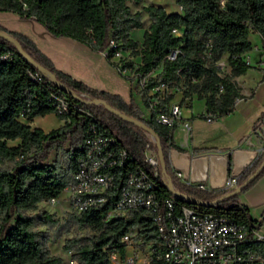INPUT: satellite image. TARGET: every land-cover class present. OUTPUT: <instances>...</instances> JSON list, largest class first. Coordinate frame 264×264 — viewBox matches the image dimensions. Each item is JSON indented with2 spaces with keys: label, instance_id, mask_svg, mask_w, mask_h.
Instances as JSON below:
<instances>
[{
  "label": "trees",
  "instance_id": "1",
  "mask_svg": "<svg viewBox=\"0 0 264 264\" xmlns=\"http://www.w3.org/2000/svg\"><path fill=\"white\" fill-rule=\"evenodd\" d=\"M127 1L135 4L139 0H0V10L33 20L54 36L79 40L94 51H103L108 39H113L117 49L138 57L133 66L123 57L120 63L132 72L130 77L123 74L129 81L134 79L136 82L146 75L138 90L145 107L152 96L157 97L156 110L168 106L170 94L167 92L158 96L157 92L148 94L153 84L164 82L175 90L180 86L181 97L194 94L203 98L205 112L216 116L228 112L234 98L239 96L232 76L250 67L243 56L251 47L248 33L256 32L264 48V0H174L179 11H165L161 5L146 4L143 10L149 20L140 41L129 36L132 28L141 26V20L138 11L129 10ZM171 28L180 33L173 34ZM0 29L15 37L24 52L73 93L85 92L89 97L103 99L118 113L135 117L152 129L159 141L164 173L171 174L166 141L172 127L155 122L154 110L147 108L145 116L131 97L125 101L118 94L89 87L71 78L55 68L26 35L1 26ZM170 50L176 52L173 58L167 59ZM3 51H8L11 57L0 59V264H61L60 257L48 254L44 245L45 233L35 227L36 224L51 225L55 219L45 211H27L33 210L38 201L57 196L70 180L81 153L77 143L89 122L105 127L124 148L128 168L134 165L147 167L141 159L146 136L136 123L100 104L88 103L82 97L59 89L44 73L23 59L11 42L0 36V53ZM112 51L107 49L105 57L116 67L109 60ZM224 53L229 72L221 74L216 61ZM155 68H158L156 73L149 75ZM28 71H37L40 80L31 79ZM49 92L66 98V111L53 112ZM47 112H52L60 120L57 126L43 131L30 125L35 115ZM255 129H259V124ZM262 134L263 130H260L259 135ZM8 140L15 142L8 144ZM169 146L181 149L171 143ZM51 150L56 155L52 162H48L46 158ZM263 155L264 148L241 171L237 183L253 172ZM226 163L228 166V157ZM262 172L264 164L248 183ZM174 185L178 191L199 199H211L227 192L222 189L207 191L181 182ZM154 192L173 195L177 205L185 203L170 192L161 177ZM106 207L107 202H104L95 208L69 212L65 218V221L71 220L91 231L85 236L69 238L63 244L64 248H72V255L80 264H107L102 247L122 252L119 236L129 226L141 225L140 231L150 228L148 218L141 216L139 211L115 214L104 220ZM200 208L224 213L237 221L260 223L259 219L249 217L247 208L236 200L235 193L210 206L200 205ZM263 218L264 213H261L260 219ZM151 264L170 263L152 258Z\"/></svg>",
  "mask_w": 264,
  "mask_h": 264
},
{
  "label": "built area",
  "instance_id": "2",
  "mask_svg": "<svg viewBox=\"0 0 264 264\" xmlns=\"http://www.w3.org/2000/svg\"><path fill=\"white\" fill-rule=\"evenodd\" d=\"M173 34L178 30L171 28ZM107 49H113L109 60L116 64L118 73L124 74L127 69L118 62L122 52L116 48V42L109 38ZM176 50H170L166 58H173ZM8 51L0 53L1 58H10ZM33 80H40L37 71H28ZM125 75V74H124ZM146 75L139 80L141 85ZM169 88L164 82L153 84L148 94L167 92ZM180 90V86L176 87ZM218 89H221L219 85ZM81 97L89 98L85 92ZM49 99L54 113H63L68 101L63 95L49 92ZM157 97L148 99L149 110H154L155 122L172 127L179 118L180 104L171 102L164 110H156ZM21 117V113L19 115ZM215 114L203 113L206 121L215 118ZM260 124L264 125V117ZM187 127L186 122L182 123ZM143 132V131H142ZM146 140L141 147V159L146 168L134 165L126 167L127 154L116 139L105 127H97L89 122L85 134L77 143L81 153L71 172L70 180L61 192L67 194L71 208L75 212L87 208H95L107 202L103 219L107 220L115 214L128 211H139L148 218L150 228L140 231L141 225L129 226L119 236L123 251L116 248H105L107 264H151V259H161L170 264H264V231L259 224L234 220L221 212L208 211L196 203L175 204L173 195H157L154 188L158 178L165 183L181 182L204 189L200 182L191 183L182 177V172L171 168V174L161 176L153 139L145 132ZM259 150L264 148V130L257 141ZM170 138L167 139V150ZM238 175L228 174L222 180L221 189L229 191L237 184ZM176 188V187H175ZM46 197L53 204L59 195ZM67 264H80L75 257H69Z\"/></svg>",
  "mask_w": 264,
  "mask_h": 264
},
{
  "label": "crops",
  "instance_id": "3",
  "mask_svg": "<svg viewBox=\"0 0 264 264\" xmlns=\"http://www.w3.org/2000/svg\"><path fill=\"white\" fill-rule=\"evenodd\" d=\"M11 13L24 20L25 25L8 27L0 22V26L30 38L55 68L89 87L118 94L125 101L130 97L135 103L140 100L139 93L132 95L130 81L118 73L102 51L91 50L85 43L67 36H54L39 23ZM255 34L250 49L243 53L250 67L232 76L239 96L234 98L228 112L206 121L201 116L205 113L203 98L194 94L181 97L180 90L173 87L167 91L168 103L180 104V115L169 138L172 145L181 149L169 147V166L180 170L182 177L192 184L200 182L207 191L220 190L226 175H239L261 152L257 141L262 135L256 132L255 125H260L264 117V48ZM225 56L222 54L216 63L228 73ZM124 83L126 89L122 87ZM183 122L187 127H183ZM235 198L247 208L249 217L260 220L259 229L264 231V218L260 219L264 213V172L238 190Z\"/></svg>",
  "mask_w": 264,
  "mask_h": 264
},
{
  "label": "rangeland",
  "instance_id": "4",
  "mask_svg": "<svg viewBox=\"0 0 264 264\" xmlns=\"http://www.w3.org/2000/svg\"><path fill=\"white\" fill-rule=\"evenodd\" d=\"M158 4L163 7L165 11H179V6L175 3L174 0H139L137 3H132L131 1H127L126 4L129 7L130 11H138L139 18L141 20V26L139 28H132L129 32V36L137 41L141 39V33L143 29L146 27L148 23V17L145 11L143 10V6L146 4ZM24 20H20L16 18L10 11L2 10L0 11V22L8 27H21L25 25ZM180 33V31H178ZM255 35V36H254ZM248 37L251 42H254L256 37L255 32H249ZM122 57L124 60L131 62L132 66L138 62V57L133 56L130 53L123 51ZM120 62V60L118 61ZM117 70V69H116ZM158 68L153 69L149 75H153L156 73ZM132 72L128 69L124 70V74L127 77H130ZM220 73L223 74V67L220 68ZM122 77H125L123 74H120ZM108 78L113 80V76L108 75ZM132 85V95L138 93L139 88L141 87L140 80L132 79L130 80ZM122 87L126 89V83L122 84ZM139 96V95H138ZM140 97V96H139ZM138 109L146 116L147 115V107H145L140 100L136 102ZM59 123V119L52 113L47 112L42 115H35L30 121L31 126L40 127L43 131L48 130L49 128L57 126ZM15 140L7 141L8 144L14 143ZM55 151L51 150L46 158L48 162H52L55 157ZM45 211L51 214L52 218L55 219L54 223L51 225L47 224H36V229L41 230L45 233L44 245L47 249L49 255H55L60 257L61 264H67L69 257H75L72 255V248H64L63 244L67 239L72 237H80L85 236L91 233V231L85 226H78L73 221L68 220L65 221L67 214L69 212H75L70 205L69 197L64 192H61L58 198V201L50 204L45 199L40 200L36 203V206L33 210H29L27 212H39Z\"/></svg>",
  "mask_w": 264,
  "mask_h": 264
},
{
  "label": "water",
  "instance_id": "5",
  "mask_svg": "<svg viewBox=\"0 0 264 264\" xmlns=\"http://www.w3.org/2000/svg\"><path fill=\"white\" fill-rule=\"evenodd\" d=\"M0 36L5 37L9 42H11V44L14 46V48L17 50V52L21 55V57L23 59H25L32 67H34V68L38 69L39 71H41L42 73H44L47 76V78L50 79L52 81V83L55 84L59 89H61L65 93H70L72 95L81 97L79 93H77V94L73 93L69 87H66L63 83L59 82L50 71H48L46 68L40 66L38 64V62H36L29 54L24 52L23 49L20 47V45H19V43L15 37H13L12 35H10L9 33H7L6 31H4L2 29H0ZM82 98L88 103H92V104H96V105L100 104L103 107H105L108 111H111L113 113H117L123 119H127L133 123H136V125L139 128H141L143 132L147 133L154 141L155 152H156V156L158 159L159 170H160L161 176L168 175V174L164 173V163H163V157H162L159 141H158L156 134L153 132L152 129H150L143 122L137 120L135 117H132L130 115L123 114V113H118L115 109H113L108 104H106L103 99L96 98V97H89V98L82 97ZM260 130H264V125L260 124L259 129L256 130V132L260 133ZM263 164H264V155L261 158V160L259 161V163L257 164V166L254 168L253 172L248 174L245 178H243L239 183H237L232 189H230L226 193L220 194V195L213 197L211 199H199V198H196L190 194L180 192L177 190V188H175L168 181H166L164 184L167 186V188L170 190V192L172 194L181 197L186 202L196 203V204L202 205V206H210L213 203L217 202L219 199L223 198L224 196L232 194V193H236L238 190H240L245 184H247L253 178V176L255 174L258 173L259 169L262 167Z\"/></svg>",
  "mask_w": 264,
  "mask_h": 264
}]
</instances>
